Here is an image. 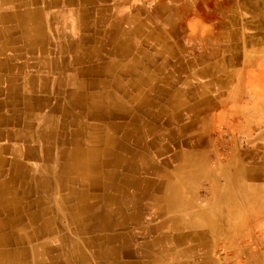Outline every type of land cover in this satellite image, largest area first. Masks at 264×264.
Wrapping results in <instances>:
<instances>
[{
  "label": "rangeland",
  "instance_id": "374dc122",
  "mask_svg": "<svg viewBox=\"0 0 264 264\" xmlns=\"http://www.w3.org/2000/svg\"><path fill=\"white\" fill-rule=\"evenodd\" d=\"M75 2L67 0L69 5ZM83 9L51 15V27L43 12L35 10L36 26L42 24L39 27H44V34L37 33L33 39H42L40 48H44L45 58L36 63L37 96L30 99L37 110L36 124H40L41 118H47L45 125L52 121L51 125L59 128L63 124V135L74 145L94 139L103 141L106 120L89 117L81 107V88L88 93L104 90L98 89L93 78L109 84L116 79L120 87L113 90L123 100L125 95L142 92L145 100L140 110L155 107V103L178 104L179 115L174 117L170 108L164 109L158 125L176 134L180 150L201 156L197 160L201 170L193 175L187 173L188 177L184 175L183 200L196 210L214 207L220 219L204 221L195 217L196 221H182L166 234L163 232L162 237L173 235L186 240L184 250L180 252L173 243H166L162 252H153L159 253L162 264H189V249L197 251L201 263L202 255L209 253L218 264H264V0H89L83 2ZM80 27L83 36L67 32ZM94 28L107 32V36L98 39ZM136 30L141 36L132 38L131 33ZM146 32L147 39L143 38ZM79 41H83V47ZM64 55L71 60L66 65L61 61ZM107 62L121 65L116 64L113 68L119 67L112 73L106 71L107 67L96 66ZM31 63H25L30 64L28 69H33ZM65 76L64 81L60 79ZM141 78L144 80H140L139 90L131 88ZM18 99H13V105L23 104ZM2 114L9 116L7 112ZM149 115L143 116L145 122L154 116ZM22 125L1 122L0 131L21 130ZM11 140L4 138L0 143L13 144ZM3 155L10 158L6 151ZM231 161L249 170H260L258 176L244 183L253 185L247 188L250 197L262 198L263 212L246 207L242 185L232 190L234 206L229 207L228 191H224L220 203L214 204L220 192L212 185L207 171H224L225 164ZM32 164L38 167L41 162ZM171 166L173 170L177 163ZM13 167L14 163L4 162L5 171ZM22 173L25 178L20 176V189L25 191L31 181L26 171ZM214 179L216 185L223 186L222 176L215 175ZM37 188V192L24 193L31 199L30 206H17L11 181L0 182V206L8 213L7 221H0V264H61L62 247L77 243L72 236L62 238L63 234L75 235L76 230L66 223L67 215L56 205L61 203L62 193ZM92 192L97 194L101 190L93 188ZM67 212L74 221L80 220L75 209L69 208ZM78 230L85 232L86 228L79 226Z\"/></svg>",
  "mask_w": 264,
  "mask_h": 264
},
{
  "label": "bare ground",
  "instance_id": "6f19581e",
  "mask_svg": "<svg viewBox=\"0 0 264 264\" xmlns=\"http://www.w3.org/2000/svg\"><path fill=\"white\" fill-rule=\"evenodd\" d=\"M117 67L109 66L106 70L112 73ZM98 84V89L104 88L103 91L88 93L85 89L83 90L84 99L81 100V107L90 115L89 117L106 120L108 132H102L103 141L94 139L91 143L87 142L85 148L69 143V148L64 154V164H61V173L64 177L61 182L58 181L59 186L53 189L62 193L61 203L59 201L56 205L64 215H67L66 223L76 228L73 231L75 235H62L64 239L74 237L77 243L62 247L61 264H162L161 260L156 257L157 252L153 251L160 249L162 252L165 240L173 244L176 242L169 240L167 235L159 238L160 234L163 232L166 234L170 228L182 221H196L195 217L204 221L220 219L214 207L196 210L183 200L182 193L185 184L183 180L188 177L187 173L193 175L201 170V167L197 165V160L201 156L180 150L179 141H175L176 134L170 130H163L157 124L156 118L153 117L148 122L142 120L141 117L149 115L148 111L143 114L138 113L145 100L142 92L140 95L137 93L134 96L125 95L126 100H123L113 90V88L120 87L116 79H113L110 84L104 80L98 81ZM140 84L138 80L130 86L138 91ZM80 98L82 99V96ZM160 107L171 109L174 117H177L181 111L178 104L171 102L163 103ZM113 118L118 119V123L112 122ZM96 134L98 136L99 132ZM171 163H177L173 170H170L173 167ZM225 165L227 169L224 171H207V175L213 180L212 185L220 192L214 204L220 203L224 191H228L229 207L234 206L235 199L232 190L236 185H242L246 207L259 209L261 213L262 198L255 200L250 197L247 194L249 193L247 188H253V185L244 183V180L258 176L260 170L246 169L234 161ZM45 169L49 170L48 167ZM180 174L183 175L179 177ZM215 175L224 178L223 186L215 184ZM34 178L37 186L47 189L49 184L43 176ZM93 188H99L101 192L95 194L92 192ZM3 200L6 202L5 198ZM69 203L74 207L69 206ZM69 208L75 209L74 213L79 217V221L71 218V213L67 212ZM149 209L150 213H147ZM235 213L236 211L232 214ZM129 222L138 225L140 231L125 230ZM79 226H84L86 231H79ZM138 239H142V242L139 243ZM150 239H152L151 242Z\"/></svg>",
  "mask_w": 264,
  "mask_h": 264
},
{
  "label": "crops",
  "instance_id": "0c3cea01",
  "mask_svg": "<svg viewBox=\"0 0 264 264\" xmlns=\"http://www.w3.org/2000/svg\"><path fill=\"white\" fill-rule=\"evenodd\" d=\"M75 1L76 2L74 4L69 5L67 3V0H57L56 4H53L52 0H0V123L7 121V123L10 122V124H16V123L23 124L21 130H13L12 128H10L0 131V141H2L4 138L11 137L12 139L11 141L13 142V144L7 143L5 145L0 143V182L11 181L12 191H14L17 206L20 203L25 206L26 205L30 206L31 199L30 197H28L27 194H29V192L31 191L34 193L39 190L37 188L38 186L34 177L43 176L49 184V186L47 187L48 191H52L53 189L57 188L59 186V182H61V179L64 177L63 173H61V166L64 164V158H65L64 154L68 150L69 145L72 144L71 143L72 140L67 139V136L63 135L62 127H60L62 126V124H60L59 128L53 127L51 125L52 121L46 122L45 125L44 122L46 121L47 118L45 120L41 118L40 124L37 125L36 124L37 120L35 117V114H37V110L35 109L34 103L30 100L31 98L37 96L36 87L35 85L33 86V84H35L36 81L38 80L36 73L37 69L35 68L37 67L36 63L40 61L42 62L43 59H45L44 48H40L41 45L40 43L42 42V39L36 42V40L34 41L33 39V35L37 33L44 34V29H43L44 27L42 29L41 27H39L42 24L37 27L36 22L34 20L36 17L35 15L36 9H40L43 12V16H45V22L49 27H51L50 24L53 22V20L50 18L51 15H54L57 12L69 13V11L72 10L84 11L83 2L89 0H75ZM93 1H100V0H93ZM83 16L84 14L82 15V17ZM54 20L56 21L55 18ZM98 23L100 24V20H98ZM98 28H100V25ZM81 30H83V27H80L79 29L76 28L73 30H69L67 32L74 34L76 33V35L78 36H83L84 34L81 33ZM21 34L24 35V38L21 36ZM93 34H97L96 36H98V39L101 40H103V38L107 36L106 35L107 32L103 33L102 30L100 29L95 30V28ZM131 34H133L131 36L132 38L141 36L139 35L141 34V32H139L138 34V31H132ZM12 35H17V38H14ZM25 35H27L26 38ZM143 35H144L143 38L147 39V32L144 33ZM63 42L66 43V41ZM81 42L83 41H79L80 45ZM32 44H36V45H32ZM38 49H39V56H36L38 54L37 52ZM52 50H54V48ZM25 54L28 56H25ZM28 60L32 61L31 67L33 69H28L30 64L28 65L25 64ZM61 61H63L62 63H64V65L68 64V62H71V60H69V58L66 57L65 55L61 59ZM76 64H81V62L80 63L76 62ZM116 64L121 65V63L118 62ZM116 64L115 62L107 63V64L100 63V64H96V66H103V67L111 66L113 68ZM28 75L30 78L28 77ZM148 76L149 74L147 72L145 74V79ZM66 78L67 76L63 78L60 77V79H62L63 81ZM39 80L42 82V78ZM93 80H97V82L101 81L100 78L97 79L93 78ZM140 80H144V78L139 79V81ZM81 89L82 91L84 90V88ZM8 91H10V93ZM98 91L100 90L92 91V93ZM13 99H18V103H20L19 100H22L23 104L13 105ZM155 104H156L155 107L153 106L146 107L143 110H139L138 113L143 114L145 111H148V114L155 115L153 117L154 119L156 118V122L158 124L159 116L163 114L164 109L163 107H160V105H157L158 103ZM19 108L21 110H19ZM3 112H7L9 116L8 117L4 116L2 114ZM19 115H24V116H19ZM141 118L143 120V117ZM97 120L100 119L97 118ZM115 121L117 122V120L113 118L112 122ZM104 128H105V132H108V130L106 129L107 127L105 126ZM61 138L63 141L61 140ZM77 145H81L82 148L83 147L85 148L87 147V142H82ZM5 151L10 154L9 159L3 157L4 156L3 153ZM36 161L39 163L41 162V164H39L38 167L32 164ZM4 162H12L14 163L15 167L11 169L8 168V170L5 171ZM22 167H25V171L28 174L27 175L28 179L31 181L29 182V185L26 186V188H24L25 191L20 189L22 185L21 179L25 178L24 177L25 175L21 176V174H24L22 172H25V171L21 172ZM46 167L49 168L48 171H46L45 169ZM20 176L23 178H21ZM34 187L37 189V191H35ZM25 197L26 199H28V201H25L24 199ZM0 203H1V197H0ZM8 205L9 204H7V206ZM2 207L3 206H0V221H7L8 213L4 209H2ZM3 213L4 216L1 217ZM20 214L23 219L27 218L26 215L23 214L22 210H20ZM129 223L128 225H126L125 230L131 231L136 229L137 231H140V228L138 229L136 228V226L138 225L132 222ZM162 236L163 234H160L158 237L160 238ZM167 236L169 240H175L176 243H174V245L178 247L179 250L180 249L184 250L185 246H183V244L186 242V240H181L179 236H173V235L171 236L167 235ZM186 239L189 240V238ZM151 241L152 240H150V242ZM166 243L168 244L172 242L165 240L163 241V246ZM193 248L196 250V247ZM189 252H191V254H189L188 257H186L188 260L187 262L189 264L191 263L218 264V262L213 261L209 253H204L202 255V263H201L200 257H197L196 254L197 251L193 252L191 249H189ZM156 257L160 259L159 253H156Z\"/></svg>",
  "mask_w": 264,
  "mask_h": 264
}]
</instances>
